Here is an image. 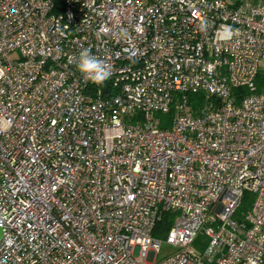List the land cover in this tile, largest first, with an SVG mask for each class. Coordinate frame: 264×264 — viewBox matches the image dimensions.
<instances>
[{
  "label": "built area",
  "instance_id": "2783aa9c",
  "mask_svg": "<svg viewBox=\"0 0 264 264\" xmlns=\"http://www.w3.org/2000/svg\"><path fill=\"white\" fill-rule=\"evenodd\" d=\"M258 75L264 0H0V264H264Z\"/></svg>",
  "mask_w": 264,
  "mask_h": 264
},
{
  "label": "trees",
  "instance_id": "16d2710c",
  "mask_svg": "<svg viewBox=\"0 0 264 264\" xmlns=\"http://www.w3.org/2000/svg\"><path fill=\"white\" fill-rule=\"evenodd\" d=\"M256 84L258 87V91L261 90L262 87H264V76L258 75L256 78ZM245 90L243 88H237L234 89V95L239 100L240 97H242V94H244ZM187 100L188 104L196 110L198 107H200L204 103V96L201 93H189L187 94ZM172 112L167 113L166 115L157 114V116L160 118V127L166 128L169 124V119L171 117ZM253 196L250 193H245L240 206L238 208L237 214L239 215L241 212H244L247 210L252 202ZM173 215L170 213H164L163 217L158 221L154 227L153 230V236L158 239H163L172 224ZM204 245V242L201 237H198L196 241L194 242L193 246L196 247L198 250H202ZM204 264H214V263H208L205 262Z\"/></svg>",
  "mask_w": 264,
  "mask_h": 264
},
{
  "label": "clouds",
  "instance_id": "9594fccd",
  "mask_svg": "<svg viewBox=\"0 0 264 264\" xmlns=\"http://www.w3.org/2000/svg\"><path fill=\"white\" fill-rule=\"evenodd\" d=\"M63 35V33H61ZM75 61L77 69L84 75L85 79L93 83H103L112 74L111 65L92 54L91 49H83Z\"/></svg>",
  "mask_w": 264,
  "mask_h": 264
},
{
  "label": "rangeland",
  "instance_id": "374dc122",
  "mask_svg": "<svg viewBox=\"0 0 264 264\" xmlns=\"http://www.w3.org/2000/svg\"><path fill=\"white\" fill-rule=\"evenodd\" d=\"M195 250H198L196 247H194ZM173 249L166 245L165 243L161 244L160 252L158 254V258H162L163 256L169 254Z\"/></svg>",
  "mask_w": 264,
  "mask_h": 264
},
{
  "label": "water",
  "instance_id": "95a60500",
  "mask_svg": "<svg viewBox=\"0 0 264 264\" xmlns=\"http://www.w3.org/2000/svg\"><path fill=\"white\" fill-rule=\"evenodd\" d=\"M0 238H1V229H0Z\"/></svg>",
  "mask_w": 264,
  "mask_h": 264
}]
</instances>
